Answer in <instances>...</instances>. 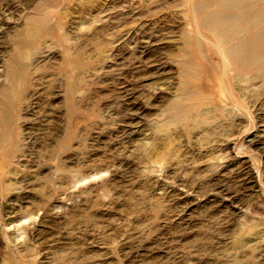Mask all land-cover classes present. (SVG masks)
I'll return each instance as SVG.
<instances>
[{"label":"rangeland","instance_id":"374dc122","mask_svg":"<svg viewBox=\"0 0 264 264\" xmlns=\"http://www.w3.org/2000/svg\"><path fill=\"white\" fill-rule=\"evenodd\" d=\"M189 5L0 0V264H264V73L220 101Z\"/></svg>","mask_w":264,"mask_h":264},{"label":"bare ground","instance_id":"6f19581e","mask_svg":"<svg viewBox=\"0 0 264 264\" xmlns=\"http://www.w3.org/2000/svg\"><path fill=\"white\" fill-rule=\"evenodd\" d=\"M189 7L188 43L194 54L200 47L206 59L201 77L220 101H236L228 94L233 83L264 73V7L259 0H190Z\"/></svg>","mask_w":264,"mask_h":264}]
</instances>
